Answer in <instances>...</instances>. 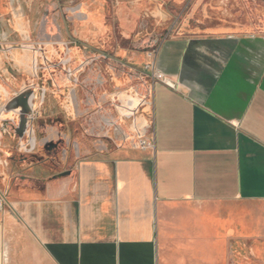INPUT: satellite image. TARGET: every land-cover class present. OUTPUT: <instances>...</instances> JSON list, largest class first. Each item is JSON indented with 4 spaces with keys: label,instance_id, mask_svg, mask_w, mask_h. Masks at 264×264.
Instances as JSON below:
<instances>
[{
    "label": "crops",
    "instance_id": "crops-1",
    "mask_svg": "<svg viewBox=\"0 0 264 264\" xmlns=\"http://www.w3.org/2000/svg\"><path fill=\"white\" fill-rule=\"evenodd\" d=\"M150 58L175 87L151 76L124 137L100 112L91 157L9 200L0 264H264V32L171 34Z\"/></svg>",
    "mask_w": 264,
    "mask_h": 264
},
{
    "label": "rangeland",
    "instance_id": "rangeland-1",
    "mask_svg": "<svg viewBox=\"0 0 264 264\" xmlns=\"http://www.w3.org/2000/svg\"><path fill=\"white\" fill-rule=\"evenodd\" d=\"M38 7L39 13L48 9L43 30V17L32 14ZM17 9L31 30L26 35L5 30L0 43L7 49L45 43L47 36L72 45L77 39L82 47L73 45L71 55L76 48L81 59L64 65L58 63L61 52L53 46L52 54L47 55L52 65L45 72L48 77L40 71L30 73L31 65L26 71L13 67L10 74L0 71L4 208L13 196L40 193L52 180L69 171L73 174L77 160L92 156L97 146L93 129L98 121L105 123L100 109L112 105L118 123L128 124L119 109L144 96L151 77L147 65L157 46L152 37L157 33L162 38L181 33L264 32V0H7L6 7L0 9L1 19L14 24ZM106 54L116 58V63L110 64ZM135 56H145V60ZM40 58L38 55L39 64ZM9 60L12 63V55ZM101 76L104 83L98 81ZM128 77L131 86L117 87V80ZM40 87L46 92L43 101L40 95L32 96ZM32 101L43 108L42 113L26 110Z\"/></svg>",
    "mask_w": 264,
    "mask_h": 264
},
{
    "label": "flooded vegetation",
    "instance_id": "flooded-vegetation-1",
    "mask_svg": "<svg viewBox=\"0 0 264 264\" xmlns=\"http://www.w3.org/2000/svg\"><path fill=\"white\" fill-rule=\"evenodd\" d=\"M14 2H16V0H14ZM21 3V2H20ZM7 5V0H0V9H4V7H6ZM49 7V6H48ZM57 7H59V5L57 4ZM50 8V7H49ZM18 10V9H17ZM40 11V7L35 8L34 13L32 12L33 16L38 17L39 14L41 15V17H43L40 21V29L43 30V26L46 20V11H48V9L45 11V13H39ZM10 13V12H8ZM39 13V14H38ZM16 15V19L14 20V24L9 25L7 22H4L1 18L3 17L2 13L0 12V34L4 33L5 30H9V31H20L21 33H23L24 35H26L30 30V24H28V22L25 20V18L23 16L20 15L19 10L17 11ZM44 14V15H43ZM160 32L156 34V36L152 37V41L156 44L160 43V40L163 38L160 37ZM167 36H170L167 35ZM60 50L61 54H60V58L61 60H59L58 63L67 65V63L74 61V60H80L81 59V53L78 51V49H74V56L71 55V51L73 49V45H75L76 47H82V44L80 43L79 40L75 39V41L73 42V45L67 42H64L62 40H54L51 36H47L45 39V43H40L37 44L34 42L32 44H30V46H23L21 44H18L16 46H12L11 49H7L5 46V44H1L0 43V71H2V73H9L10 74V67H13L15 69H22L25 70L27 68L31 66H33V68L31 67L30 69V73L37 75L40 71V73H42L43 76H47L46 75V71H49V68L52 67V65L49 64L50 59L47 58L48 52L52 54V50H53V46H55ZM10 53V56L12 55L13 57V61H15V63L12 61V63L10 62V56H7V53ZM34 53L35 55V61L32 62L34 56L30 53ZM40 55L42 58H40V64L37 63V56ZM121 57V55H119ZM31 57V60H30ZM105 58H108V61L110 64L113 65V63H116V58L110 56V55H105ZM14 64V65H13ZM52 64H55L54 62H52ZM8 68L7 70H3L4 68ZM46 67H48L47 69H45ZM44 69V70H43ZM6 71V72H5ZM2 73H0V76L2 75ZM15 78V77H14ZM13 83H16L14 81V79H12ZM99 83H104V78H102V76L98 79ZM117 82L119 83V85H117V87L121 86V87H126V86H131V80L130 78H126V79H120L117 80ZM123 85V86H122ZM135 90H139V88H136ZM35 91H37V94L35 93ZM45 89L43 87H40L38 90H34L32 92V96L34 97V99L37 98L38 95H40V99L43 101L45 98ZM144 98H148V88L146 86V90L144 92ZM141 97V98H143ZM138 100H140L139 97H135ZM93 102H95V99H92ZM141 102L143 101L142 99L140 100ZM43 104V102H42ZM41 104V105H42ZM43 108H39V105L36 104L34 101L31 102V104L26 108V110L28 111H32V114H40L43 112L42 110ZM115 108L111 105H108L106 107H104L103 109H101L103 112H105L106 115H114V110ZM120 111H122V113L127 112V110L125 108H121L119 109ZM109 116V117H110ZM126 120V119H125ZM112 119L111 118H106L105 119V123L106 124H112ZM114 125V124H113ZM115 132L118 135H122L124 137L125 133L124 130L127 128L126 123H123V121H119V127L115 126ZM79 143V142H77ZM80 144V143H79Z\"/></svg>",
    "mask_w": 264,
    "mask_h": 264
},
{
    "label": "built area",
    "instance_id": "built-area-1",
    "mask_svg": "<svg viewBox=\"0 0 264 264\" xmlns=\"http://www.w3.org/2000/svg\"><path fill=\"white\" fill-rule=\"evenodd\" d=\"M147 68L151 69V76H152L153 79L160 80L164 84L168 85L169 87H172V88L175 87V84L172 83L170 81V79H168L163 72H161L160 70L156 69V66H155L154 63L148 64ZM138 145H139L140 148L146 149V148L149 147L150 143H149L147 137L144 136V137L139 138ZM5 204H6L5 197L0 195V211L4 210Z\"/></svg>",
    "mask_w": 264,
    "mask_h": 264
},
{
    "label": "water",
    "instance_id": "water-1",
    "mask_svg": "<svg viewBox=\"0 0 264 264\" xmlns=\"http://www.w3.org/2000/svg\"><path fill=\"white\" fill-rule=\"evenodd\" d=\"M141 103V104H140ZM140 103H136L135 104V107H136V109L138 108V110H136L134 113H132L131 115H127L126 116V118L127 119H131V118H133V117H135L137 114H138V112H139V110H140V108L142 109V112H146V110H145V105H146V102H144V101H142V102H140ZM144 108V109H143ZM133 112V111H132ZM144 136V135H143ZM143 136H139L140 138L141 137H143Z\"/></svg>",
    "mask_w": 264,
    "mask_h": 264
}]
</instances>
